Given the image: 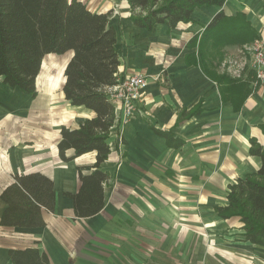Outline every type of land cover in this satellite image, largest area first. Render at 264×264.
Here are the masks:
<instances>
[{"label":"crops","instance_id":"obj_1","mask_svg":"<svg viewBox=\"0 0 264 264\" xmlns=\"http://www.w3.org/2000/svg\"><path fill=\"white\" fill-rule=\"evenodd\" d=\"M79 1L94 13H111L118 79L145 74L148 90L127 124L122 105L111 97L116 123L101 166L109 177L105 208L78 219L66 194L78 193L79 170L95 171L96 153L64 162L57 146L63 126L76 130L95 113L66 101L65 82L59 89L40 84L44 64H54L59 56L45 57L37 98L0 79V196L14 176L34 173L51 179L56 193V210L44 213V226L0 224V264H13L10 250L26 249L45 254L49 264H264V247L244 241L241 218L222 219L216 212L228 206L229 186L262 166L250 150L251 141L264 147V83L256 81L244 50L264 43V1L228 0L222 8L196 9L192 21L174 30L160 24L151 31L135 25L126 0ZM221 10L230 18L245 16L258 41L238 42L219 30L208 31ZM62 56L66 59L59 60L57 71L66 68L73 53ZM232 60L243 65L241 77L230 71ZM52 71L48 76L55 81ZM108 90L110 96L115 92ZM11 95L16 100L8 101ZM154 129L174 131L184 145L167 146ZM6 208L0 199V219ZM225 231L237 240L223 241Z\"/></svg>","mask_w":264,"mask_h":264},{"label":"trees","instance_id":"obj_2","mask_svg":"<svg viewBox=\"0 0 264 264\" xmlns=\"http://www.w3.org/2000/svg\"><path fill=\"white\" fill-rule=\"evenodd\" d=\"M139 28L148 31L160 24L174 30L180 23L193 20L198 8H222L228 0H126ZM264 1V0H263ZM264 9V6H263ZM111 13L92 12L79 0H0V79L12 90L37 98V79L46 56L73 53L64 70L66 101L95 113L76 130L63 126L58 143L61 161L96 153L95 171L84 175L79 170L78 193L66 195L73 200L76 218H90L104 208L107 173L101 169L110 154L108 140L116 123L115 106L109 94L118 83L120 60L116 51L117 35L110 25ZM242 14L228 17L221 10L207 26L219 30L227 39L238 42L259 39ZM238 30L229 33L234 28ZM232 28V29H231ZM251 30V31H250ZM199 110L190 113L197 115ZM184 114H181V118ZM181 120V119H180ZM167 146L178 149L184 141L172 130L154 129ZM250 154L262 160L251 176L229 186L228 206L216 209L222 219L241 218L244 241L264 247V147L251 141ZM74 155L69 156L68 151ZM0 199L7 204L2 227L44 226V213L55 212L56 193L51 179L40 173L16 175ZM13 264H49L48 257L36 249L10 250Z\"/></svg>","mask_w":264,"mask_h":264},{"label":"built area","instance_id":"obj_3","mask_svg":"<svg viewBox=\"0 0 264 264\" xmlns=\"http://www.w3.org/2000/svg\"><path fill=\"white\" fill-rule=\"evenodd\" d=\"M244 53L251 57V71L255 73L256 81L264 83V43L258 42L252 46H247ZM230 71L237 77H241L243 65L237 61H231ZM149 78L142 73H132L131 76L123 80L118 79V83L111 95L116 103L122 105V118L125 124L131 122L138 113V108L147 93Z\"/></svg>","mask_w":264,"mask_h":264},{"label":"rangeland","instance_id":"obj_4","mask_svg":"<svg viewBox=\"0 0 264 264\" xmlns=\"http://www.w3.org/2000/svg\"><path fill=\"white\" fill-rule=\"evenodd\" d=\"M256 41H258V39H256ZM257 43H258V42H256V44H257ZM57 59H58V60H54V61H53V62H55L54 64H53V63H46V65H45V70H43V73H42L41 76H40V77H41V79H40V84H42V85L47 84V86L50 87L51 89H53L54 84H56L57 80L60 79V76L62 75V71H63V68L60 69L59 71H57V69H55V68H56L57 66H60V62H64V61H65L66 56H62V57L59 56ZM59 60H60V62H59ZM53 68H54V72L56 73V75H55L56 80H55V81H52V78H50V76H48L49 72H51V73L53 72V71H52ZM45 74H46V75H45ZM22 95H23V93H22ZM23 96H26V95L24 94ZM15 97H16V96L11 95V96L9 97L8 101H10V98L16 100ZM25 101H28V99H26ZM30 101H32V100H30ZM22 102H24V101H22ZM20 122H21V121H20ZM21 126H22V127H26V126L23 125V124H21ZM238 221H239V220H238ZM234 222L237 223V220H234ZM238 224H239V223H237V225H238ZM227 229H228V228H227ZM231 231H233V230H231ZM229 234H230L229 232L225 231V233L222 234L221 239H222L223 241H226V242H232V241H236V240H237L236 238H234L233 236H230ZM236 237H238V236H236ZM238 238H239V237H238Z\"/></svg>","mask_w":264,"mask_h":264},{"label":"bare ground","instance_id":"obj_5","mask_svg":"<svg viewBox=\"0 0 264 264\" xmlns=\"http://www.w3.org/2000/svg\"><path fill=\"white\" fill-rule=\"evenodd\" d=\"M45 65H46V63H45L44 66H43V70H45ZM64 68H65V67H64ZM64 68H63V71H62V75L60 76V79L57 80V82H56V84L54 85L53 89H54V88H58L60 82H61V84H62L63 82H65V77H63ZM40 79H41V77H40ZM39 81H40V80H39ZM61 84H60V85H61ZM58 89H59V88H58ZM58 89H57V90H58Z\"/></svg>","mask_w":264,"mask_h":264}]
</instances>
